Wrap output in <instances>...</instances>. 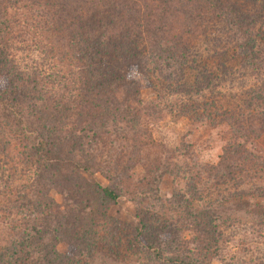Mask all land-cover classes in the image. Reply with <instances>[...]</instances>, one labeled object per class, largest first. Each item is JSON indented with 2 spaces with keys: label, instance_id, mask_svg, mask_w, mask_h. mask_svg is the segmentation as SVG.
<instances>
[{
  "label": "trees",
  "instance_id": "obj_1",
  "mask_svg": "<svg viewBox=\"0 0 264 264\" xmlns=\"http://www.w3.org/2000/svg\"><path fill=\"white\" fill-rule=\"evenodd\" d=\"M137 1L24 0L29 7L15 18L9 14L10 9L20 3L22 7V0H0V157L5 158L2 165L9 172L8 180L0 175L1 186L7 185L4 192L0 191V264H77L71 256L57 253L52 248L53 241L62 231L78 235L85 226H101L108 207L121 192L131 196V200L138 195L135 201L141 210L147 209L142 206L148 203L147 199L163 205L157 196L155 178L169 170V159L177 154L165 155L161 149L157 150L155 161L145 157L150 180L143 189L137 188L136 194L120 186L131 185L130 164L124 165L117 158L109 167L107 160H100L106 155L98 151L99 144H103L98 140L99 129L105 120L127 116L132 123V137L122 138L135 143L140 112L155 111L138 97L132 96L130 104L121 99L129 79L128 66H135L144 76L143 69L148 64L154 72L165 66L163 62L172 60L180 66L175 87L186 94L198 90L201 86L197 81L213 75L202 71L191 81L184 69L192 68L189 62L194 61L190 28L200 27L198 21L204 15V19H214L217 25L225 26L228 39L237 43L238 54L246 58V66L254 68L262 63L255 42L258 17L249 10L256 0H155L159 9L146 10L139 19ZM170 17L176 27L168 21ZM180 20L184 21L182 29L177 28ZM30 26L35 29L36 39L26 36ZM29 40L43 55L57 57L60 63L70 61L72 71L79 74L75 81L68 87L52 86L41 79L37 70H29L26 65L21 69L15 50L22 49L19 44ZM131 81L136 87L138 80ZM207 87L214 89L211 83ZM252 99L264 103V91L254 94ZM195 107L189 108L191 114L196 115ZM198 107L207 117L204 113L210 115L222 105L214 99ZM259 109L263 116L264 104ZM147 133L144 136L149 141L151 135L148 133L147 137ZM149 144L148 147L154 145L153 141ZM158 146L162 148L161 144ZM76 152L85 154L77 158ZM259 160L260 156L233 146L227 148L220 164L232 162L227 169L236 178L248 173L249 164L264 167ZM109 168L113 171L110 185L91 182L83 176L91 171L106 174ZM15 170L18 175L13 174ZM195 178H190L184 216L180 215L176 223L179 228L188 226L195 238L183 242L176 238L179 229L168 225L167 229L159 228L157 239L152 241L150 229L154 226L148 222L150 217L141 213L137 216L140 226L134 234L147 257L152 250L166 264H203L211 254L216 256L215 247L224 235L228 218L211 205L192 204L191 199L201 198ZM53 192L60 197L59 201ZM160 235L169 238L159 240ZM94 239L97 241V237ZM94 248L84 246V251L90 255Z\"/></svg>",
  "mask_w": 264,
  "mask_h": 264
},
{
  "label": "rangeland",
  "instance_id": "obj_2",
  "mask_svg": "<svg viewBox=\"0 0 264 264\" xmlns=\"http://www.w3.org/2000/svg\"><path fill=\"white\" fill-rule=\"evenodd\" d=\"M137 2L138 19L146 10L152 12L159 9L155 0ZM263 4L264 0H256L249 5L252 15L258 17L255 42L256 48L260 50L259 57L263 60L257 67L246 66V58L238 54L237 43L228 39L225 26L217 25L218 22L214 19H204L205 15L198 21L200 27L190 28L195 47V53L191 55L194 61L189 62L192 68L184 69L185 76L191 81L200 76L202 71L213 75L198 78L197 84L201 86L198 90H190L186 94L175 87L176 79L180 76V66L172 60L163 62L166 67L159 66V71L154 72L148 64L143 69L144 76L140 75L135 66L127 67L130 80L125 81L126 89L121 99L130 104L132 96L138 97L152 105L155 111L140 112L141 121L134 133L137 140L135 143L122 138L126 135L132 137L129 132L132 123L127 116L105 120V125L99 129L98 140L103 144H99L98 151L106 155L100 160H107L109 167L114 165L117 158L124 165L130 164L133 168L129 180L131 185L126 187L121 183L120 186L122 189L130 188L136 194V189H143L144 183L150 180L145 157L155 161V154L161 149L165 155L177 154L176 158L169 159V170L157 174L155 178L157 196L163 205L147 199L148 203L142 205L147 209L141 210L135 201L138 195H133L134 200H131V196L121 192L117 201L108 207L106 219L98 228L85 226L78 235H73L71 231L59 233L52 247L57 253L71 256L77 264H166L157 259L152 250L147 257L145 249L136 240L135 229L140 226L137 216L143 213L150 217L148 222L154 226L150 229L152 241L157 239L159 228L165 226L167 229L168 225L179 229L177 239L192 241L195 234L188 230V226L179 228L176 223L180 221V215L184 216L185 213L183 206L191 187L190 178L196 176L199 183H195V187L201 198L191 199L192 204L195 207L211 205L214 211L228 218L224 225V235L215 247L216 256L212 257L211 254L203 264L264 263V167L249 164L247 174L233 178V174L227 169L233 163L229 161L220 164L227 148L233 149V146L241 147L254 157L260 156L261 160L258 162H264V115L259 109L264 103L252 99L254 94L264 91ZM20 5L21 3L10 9L9 14L15 18L20 17V13L24 12L23 8L29 7V4L22 0V7ZM27 14L30 15L28 11ZM168 21L176 27L171 17ZM139 22L142 24L143 20ZM177 24V28H184V21L180 20ZM34 31L32 26L28 27L26 36L33 39L36 36ZM19 46L22 49L15 50V53L21 69L26 65L29 70H37L41 79L52 86L64 84L68 87L79 75L75 70L72 71L70 61L60 63L57 57L43 55L30 40ZM132 79L138 80L136 87L133 86ZM209 83L213 84L214 89L207 87ZM214 99L219 101L222 108L213 109L210 115L204 113L207 114L205 117L198 106ZM194 105L196 115L191 114L189 109ZM146 131L151 135L149 141L144 136ZM152 141L154 145L148 147ZM81 154L85 153L76 152L77 158H81ZM2 160H5L3 156L0 157V175L8 180L9 172L2 165ZM109 170L108 173L105 171L106 174L85 172L83 176L88 181L110 185L113 171L111 168ZM13 174L18 175V171L15 170ZM219 174L222 176L219 177ZM136 182L137 185L134 184ZM5 186L7 187L6 184L1 186L0 182L1 192L5 191ZM53 195L60 200L54 192ZM109 221L116 228L111 227ZM153 231L156 232L155 235L152 234ZM94 237H97V241ZM166 238L169 236L160 235L159 240ZM84 246L95 248L89 255L84 251Z\"/></svg>",
  "mask_w": 264,
  "mask_h": 264
}]
</instances>
